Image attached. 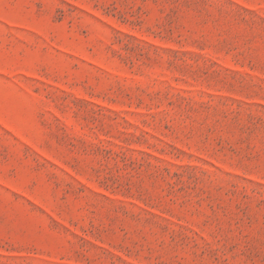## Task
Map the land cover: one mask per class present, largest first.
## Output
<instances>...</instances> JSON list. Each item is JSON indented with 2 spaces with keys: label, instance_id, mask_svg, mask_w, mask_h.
I'll return each mask as SVG.
<instances>
[{
  "label": "rangeland",
  "instance_id": "1",
  "mask_svg": "<svg viewBox=\"0 0 264 264\" xmlns=\"http://www.w3.org/2000/svg\"><path fill=\"white\" fill-rule=\"evenodd\" d=\"M0 264H264V0H0Z\"/></svg>",
  "mask_w": 264,
  "mask_h": 264
}]
</instances>
